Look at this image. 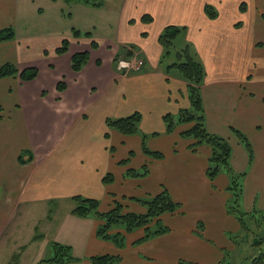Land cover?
Returning <instances> with one entry per match:
<instances>
[{
  "label": "crops",
  "instance_id": "0c3cea01",
  "mask_svg": "<svg viewBox=\"0 0 264 264\" xmlns=\"http://www.w3.org/2000/svg\"><path fill=\"white\" fill-rule=\"evenodd\" d=\"M241 2L133 0L128 5L125 1L120 4L122 22L116 39L99 42L94 36L72 34L68 37L69 51L63 53L55 51L65 37L59 34H27L22 40L14 36L0 41V45L12 43L6 54L19 68L38 63L35 78L13 76L19 83L21 100L14 107L21 113L20 129L11 133L0 113V242L6 227L27 214L33 219L27 241L42 238V233L34 231L40 220H51L49 206L61 197H93L98 199L100 210L108 209L117 198L127 210L142 212L145 208L138 201L122 198H144L164 187L181 204L179 211L161 216L166 232L133 243L142 235L137 229L126 234L123 247H117L95 235L98 220L70 211L66 218L72 226L67 228L63 223L58 228L59 232L67 228L69 235L65 232L56 240L84 250L85 257L72 260L85 259L84 264H94L89 257L100 253L119 254L120 259L113 264H216L220 248L229 244L228 232L240 227L225 208L229 176L220 171L213 180L207 177L209 147L190 149L189 140L179 135L186 124L166 131L162 116H176L180 109L190 108V103L186 81L161 58L157 37L168 24L185 26L177 41L191 43L203 65L200 94L205 126L229 141L230 165L236 173L244 172L241 208L264 210V11H259L247 30V21L242 19L248 8L244 2L246 10L241 12ZM256 3L264 4V0ZM205 4L215 9L214 18L205 13ZM144 13L151 15L150 22L139 19ZM126 22L132 27L123 30ZM91 38L96 40V48L90 47ZM79 42L89 57L75 72L70 57L79 49ZM119 44L132 48L143 59L140 70L122 74L115 68L113 58ZM59 80L65 84L61 90L56 88ZM104 89L103 100L94 98L95 92L100 94ZM134 111L141 114L138 133L124 135L105 124L107 117ZM94 120L99 123L97 128L91 124ZM232 127L249 138L253 147L250 163ZM93 134H98L97 141L90 140ZM142 134L146 135L145 145L161 151L162 158H150L143 152ZM144 164L148 168L145 175H125L126 168L140 169ZM107 172L112 181L105 183L102 177ZM198 222L201 226L197 231ZM26 247L22 244L13 254L14 264Z\"/></svg>",
  "mask_w": 264,
  "mask_h": 264
},
{
  "label": "trees",
  "instance_id": "16d2710c",
  "mask_svg": "<svg viewBox=\"0 0 264 264\" xmlns=\"http://www.w3.org/2000/svg\"><path fill=\"white\" fill-rule=\"evenodd\" d=\"M85 3L98 5L92 0H82ZM204 11L208 17L214 18L216 11L211 4L204 5ZM240 8H244V2H241ZM264 20V12L261 13ZM143 22H150L152 17L148 13H144L139 18ZM185 26L168 24L159 32L157 40L162 47L161 58L169 62V67H174L178 74L185 79L188 92L190 108L180 109L176 116L166 113L162 116L167 132L173 131L177 125L186 124L187 126L180 130L179 135L189 140L188 147L192 150L199 145H207L209 147V155L207 157L205 174L210 180L224 171L228 176V184L226 191L228 196L225 200L226 212L233 216L239 223V229L248 230L247 220L255 225H259L264 220V210L253 208L245 211L240 206V198L242 194L241 177L244 172L236 173L230 165L231 146L229 141L217 134L207 130L204 123L203 107L201 102L200 85L204 77L203 65L199 61L197 54L193 51L191 43L184 41L180 47H176L175 41L178 36L184 35ZM79 30L74 29L73 35L78 36ZM90 31H85L84 35L91 37ZM145 35V32L142 33ZM14 37L13 29L10 26L0 28V41L10 40ZM97 42L91 38L90 47L96 48ZM68 39L63 38L61 44L56 47L57 53L67 51ZM133 49L123 47L121 53H116L113 61L116 62L124 54L125 57L132 54ZM89 57L88 50L75 51L70 57V67L73 71H79ZM124 57V58H125ZM98 63V61H97ZM38 74L37 66H25L19 68L14 63L6 61L0 65V77L17 76L21 80H31ZM65 87L62 80L57 82L56 88L61 90ZM141 114L134 111L128 115L121 117H107L105 124L109 129H114L121 134L129 135L139 132V122ZM231 131L237 137L239 142L245 148L248 163L253 159V147L249 138L239 129L232 127ZM107 133H105L106 136ZM145 134H142V150L150 158L159 159L163 157V153L159 150L148 148L144 143ZM127 160H123L125 163ZM147 165L144 164L140 169L126 168L125 175L130 177L143 176L147 173ZM103 182L112 181V174L107 172L102 177ZM73 206L71 213L80 216H91L98 220L95 228V235L101 239L111 241L117 247H123L126 243L125 236L127 233L137 229L142 230V235L136 238L133 243L141 242L150 237L159 235L168 230V227L162 223L161 216L165 213H175L179 211L181 204L175 201L166 188H162L154 195L144 198H122L134 199L142 204L145 208L142 212L127 210L122 200L113 198L110 207L106 210L99 209V201L93 197H85L80 194L71 196ZM201 222H198L197 230L200 229ZM34 236L33 238H36ZM254 244L258 251L252 254L249 264H264V235L258 239H254ZM53 254L48 258H42L39 264H65L72 261L73 257L69 253L70 247L66 244L51 242ZM16 258V255H15ZM94 264H113L120 259L119 254L100 253L89 257ZM231 264V263H230Z\"/></svg>",
  "mask_w": 264,
  "mask_h": 264
},
{
  "label": "rangeland",
  "instance_id": "374dc122",
  "mask_svg": "<svg viewBox=\"0 0 264 264\" xmlns=\"http://www.w3.org/2000/svg\"><path fill=\"white\" fill-rule=\"evenodd\" d=\"M92 1L97 2L98 5L85 3L82 0H15V4H12V0H0V28L10 26L13 29L14 36L19 40H22L27 34H59L68 39V37L72 36L74 29L79 30L82 36H84L85 31H90L89 35L96 37L99 42H104L107 39H116L120 35L119 26L122 22V16H120L119 12L120 4L126 1L128 5H131L133 0ZM243 1L246 3L248 9L244 16L246 18L242 20L244 23L247 21L245 27L247 30H250L253 19L256 20L261 9L264 11V4H255L257 0ZM245 10L246 8L240 9L241 12ZM129 13H133L132 8H129ZM239 14L243 16L241 13ZM122 25L124 26L123 30L132 27L128 22H126V25L124 23ZM9 44L0 45V64L10 61V56L6 54V52H10L12 43ZM175 45L176 47L182 46L177 40L175 41ZM69 46L68 42V51ZM77 47L82 49L84 45L79 42L77 43ZM117 48V53L123 51L122 45H117ZM127 48L130 47L127 46ZM79 49L77 51H80ZM39 58L35 57L33 59ZM17 82V78L13 76L0 78V113L7 121L6 124L10 126L11 133L19 130L20 122H22L19 118V115H21L20 111H18L17 107H14L15 103L21 100L20 96L17 95L19 88L16 85L19 84ZM105 91V89L102 90L100 94L95 92L94 98L103 100L106 96ZM91 124L96 128L99 126V123L95 120ZM97 135L93 134L90 140L97 141ZM25 153L23 151V155ZM70 198L61 197L49 206L53 212L52 218L51 220L39 221L34 233H42L43 237L35 242L29 243L27 241L29 235L27 229H30L32 232L30 226L33 219L30 214L7 226L6 232L0 242V264H14L11 261L12 256L15 252H19L22 244H27V247L21 252L18 264H39L40 259L50 257L53 254L51 242H58L56 240L57 237H61L60 235H63L65 232H67L65 233L66 235H69L67 228L71 227L72 223L70 218L66 217L71 216L70 207L72 208L73 202ZM63 223L67 228L59 232L58 228ZM247 224L249 225L247 231L241 228L228 232L229 244L226 247L220 248L221 254L216 264H249V257L258 251L257 246L253 242L254 239H258L264 235V220L259 225H255L247 220ZM7 234L8 238H5ZM58 243L63 244L62 242ZM68 246L70 247L69 253L73 257L72 260H77L81 256L85 257L84 250L77 249L76 244L73 246V249L70 245ZM16 255L19 256V253ZM84 261L85 259H82L81 261H72L73 263L67 264H84Z\"/></svg>",
  "mask_w": 264,
  "mask_h": 264
},
{
  "label": "built area",
  "instance_id": "2783aa9c",
  "mask_svg": "<svg viewBox=\"0 0 264 264\" xmlns=\"http://www.w3.org/2000/svg\"><path fill=\"white\" fill-rule=\"evenodd\" d=\"M143 65V59L137 56L136 53L132 51V54L128 57H120L115 62V68L122 74H127L129 72L138 71Z\"/></svg>",
  "mask_w": 264,
  "mask_h": 264
}]
</instances>
